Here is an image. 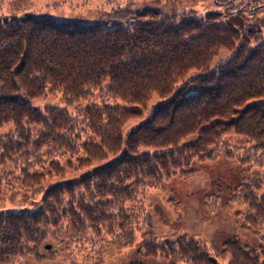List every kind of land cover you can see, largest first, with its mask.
Here are the masks:
<instances>
[{
  "label": "trees",
  "instance_id": "16d2710c",
  "mask_svg": "<svg viewBox=\"0 0 264 264\" xmlns=\"http://www.w3.org/2000/svg\"><path fill=\"white\" fill-rule=\"evenodd\" d=\"M114 16L93 24L0 19V167L13 168L0 178L17 173L20 189L39 192L47 176L65 174V158L77 159L79 168L100 164L48 188L33 211L0 214V264L22 263L58 232L73 241L90 230L96 238L132 243L136 227L150 218L125 203L172 178H190L196 161L217 158L227 133L247 137L242 163L262 162L264 39L241 21L214 14L176 19L126 7ZM53 94L64 98L63 108L34 106ZM144 115L125 136V125ZM232 152L226 151L229 158ZM77 186L83 187L78 194ZM261 186L262 180L242 186L248 222L256 227L264 224V197L254 194ZM223 248L228 264H264V250L247 251L239 241ZM143 252L160 253L169 264H220L182 238L148 241Z\"/></svg>",
  "mask_w": 264,
  "mask_h": 264
},
{
  "label": "rangeland",
  "instance_id": "374dc122",
  "mask_svg": "<svg viewBox=\"0 0 264 264\" xmlns=\"http://www.w3.org/2000/svg\"><path fill=\"white\" fill-rule=\"evenodd\" d=\"M126 7L133 11L153 8L176 19L187 13H195L202 19L214 14L222 22L241 21V26H248L264 39V0H0V19L33 15L81 24L108 23L115 19L116 10ZM117 104L123 105V102L119 100ZM34 106L39 110L51 106L63 108L65 100L60 94H53L36 100ZM147 118L144 115L142 119L131 120L123 128L124 135L136 130ZM224 136L217 149V158L196 161L193 165L196 172L190 178H172L163 189L162 186L145 189L137 194L135 201L125 203L127 208L142 210L143 219L150 218L149 225L141 222L138 229L136 227L132 243L116 241L107 234L102 239L96 238L90 230L86 238L73 241L58 232L56 237L48 236L42 241L34 254L16 264H169L160 253L157 257H147L143 252L144 244L148 241L162 244L181 238L196 243L220 264L231 261L230 255L223 256V246L228 241H239L247 251L252 248L260 253L264 250V224L256 227L248 222L250 204L243 198L242 186L262 180V186L254 194L258 199L264 197V156L261 163H254L253 157H246L247 162L242 163L240 157L246 156V149L250 147L247 137L235 133ZM228 150L233 151V158L227 156ZM99 165L94 163L92 167L79 168L77 159L65 158L61 161L65 174L47 176L44 190L39 192L20 189L17 173L0 178V214L33 211L43 202L48 188L77 181ZM4 168L0 167V173L13 170L11 165ZM48 172L46 169L41 173ZM77 187V194L83 191V187Z\"/></svg>",
  "mask_w": 264,
  "mask_h": 264
},
{
  "label": "water",
  "instance_id": "95a60500",
  "mask_svg": "<svg viewBox=\"0 0 264 264\" xmlns=\"http://www.w3.org/2000/svg\"><path fill=\"white\" fill-rule=\"evenodd\" d=\"M47 248H52V246L51 245H47Z\"/></svg>",
  "mask_w": 264,
  "mask_h": 264
}]
</instances>
